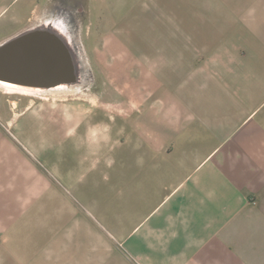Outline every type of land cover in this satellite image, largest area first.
Returning a JSON list of instances; mask_svg holds the SVG:
<instances>
[{"label": "crops", "instance_id": "crops-1", "mask_svg": "<svg viewBox=\"0 0 264 264\" xmlns=\"http://www.w3.org/2000/svg\"><path fill=\"white\" fill-rule=\"evenodd\" d=\"M99 2L0 0V44ZM155 2L106 97L0 94V264H264V0Z\"/></svg>", "mask_w": 264, "mask_h": 264}, {"label": "rangeland", "instance_id": "rangeland-1", "mask_svg": "<svg viewBox=\"0 0 264 264\" xmlns=\"http://www.w3.org/2000/svg\"><path fill=\"white\" fill-rule=\"evenodd\" d=\"M99 1V7L96 9L72 10V15L76 18L75 22L66 24L68 32L65 35L68 37L78 64V81L69 85L68 88H50L47 89L48 91L44 89L33 93L0 87V94L5 102L3 104L4 111L9 109V101L17 99L19 100L18 109L21 110L29 100L36 101L46 96L90 98L99 95L106 97L108 93L106 87L113 88L114 85L124 83V73H127L125 68L131 65L137 69V58L124 57L125 52L128 53L130 49L132 54H137L142 38L146 34L156 31V28L159 27L156 25V21L169 16L170 8H156L155 0ZM163 2L167 6L170 5V0H163ZM49 11L50 9L46 8V21L39 22L36 19L34 22H38L40 25L33 27L51 26L54 20L49 17L55 10ZM64 16L66 17V15ZM56 19L59 20L57 17ZM32 24L29 28H33ZM102 86L105 88H101ZM3 142L10 145L19 144L5 122L3 124ZM39 207L46 208V202H43ZM34 212L36 215L29 218H3L4 221L6 220L4 223L7 224L8 220L19 219L20 224L26 222L27 225H30V229H34L38 233L40 228H44L46 225V212L43 211L41 215H39V210ZM26 231L28 230L24 229V232ZM4 236L3 234L2 240H4ZM13 237H15L14 234Z\"/></svg>", "mask_w": 264, "mask_h": 264}, {"label": "water", "instance_id": "water-1", "mask_svg": "<svg viewBox=\"0 0 264 264\" xmlns=\"http://www.w3.org/2000/svg\"><path fill=\"white\" fill-rule=\"evenodd\" d=\"M0 81L50 89L78 81V64L66 35L33 27L0 44Z\"/></svg>", "mask_w": 264, "mask_h": 264}, {"label": "bare ground", "instance_id": "bare-ground-1", "mask_svg": "<svg viewBox=\"0 0 264 264\" xmlns=\"http://www.w3.org/2000/svg\"><path fill=\"white\" fill-rule=\"evenodd\" d=\"M59 20H60V18H59ZM52 24L53 25H51V26H53V28L55 30H57L58 32H60L61 34L65 35L66 32H68L67 28L65 27V25H63V23L61 21H57V22L52 23ZM0 87L5 88V89H10V90H18V91L32 92V93L35 92V91L44 90V89H41V88H33V87L21 86V85L15 84V83L2 82V81H0ZM61 88H68V86L60 85L58 87L51 88V89H61Z\"/></svg>", "mask_w": 264, "mask_h": 264}, {"label": "flooded vegetation", "instance_id": "flooded-vegetation-1", "mask_svg": "<svg viewBox=\"0 0 264 264\" xmlns=\"http://www.w3.org/2000/svg\"><path fill=\"white\" fill-rule=\"evenodd\" d=\"M72 10L73 9H68L66 7H62L60 9L56 10L55 16L50 18V19L54 20L52 23H55V22L59 21V20L56 19V17L60 18V19L62 18L60 21L68 29L66 24H73V22H75V19H76L75 16L72 15ZM64 15H66V17ZM70 16H71V18H70ZM35 25L37 26V25H40V24H38V23L33 24L32 27L35 26Z\"/></svg>", "mask_w": 264, "mask_h": 264}]
</instances>
